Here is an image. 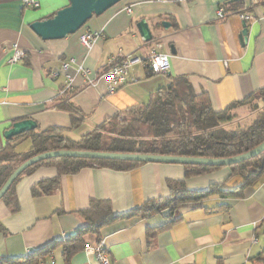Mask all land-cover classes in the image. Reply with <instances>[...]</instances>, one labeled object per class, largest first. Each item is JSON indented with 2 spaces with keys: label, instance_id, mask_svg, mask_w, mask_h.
<instances>
[{
  "label": "crops",
  "instance_id": "1",
  "mask_svg": "<svg viewBox=\"0 0 264 264\" xmlns=\"http://www.w3.org/2000/svg\"><path fill=\"white\" fill-rule=\"evenodd\" d=\"M39 2V7L32 8L22 0H0V149L8 142L5 130L24 118L34 119L40 129L63 127L66 136L78 140L124 111L148 103L172 77L187 76L197 92L209 94L218 111L264 89V0H123L94 15L78 32L52 40L39 37L30 24L70 1ZM130 6L132 12L127 11ZM219 7L226 9V17L217 18ZM142 18L153 33L148 42L137 29ZM244 20L246 42L241 40ZM164 21L170 25L164 26ZM88 31L98 34L91 48L80 41ZM15 44L26 56L12 62ZM154 48L171 55L167 74L150 71ZM113 56L139 61L127 82L110 93L102 73ZM68 59L74 63L61 69L62 61ZM53 69L59 70L57 76L50 74ZM67 74L73 77V89L65 94ZM64 100L83 116L74 128L71 113L58 106ZM22 141L28 145L22 147ZM31 145V139H22L16 150L26 152ZM56 177L59 183L50 193L32 194L34 185ZM170 180H185L188 189L197 191L213 183L233 190L244 182L229 167L186 178L185 167L179 163L144 162L127 170L88 166L61 175L57 167L43 165L16 182L15 211L0 202V260L27 259L59 242L43 264H66L64 236L87 225L83 212L92 202L108 201L112 214L118 216L150 201L170 198ZM263 220L264 173L241 197L212 196L183 204L174 215L165 209L150 218L120 217L99 233L88 231L85 239L92 246L103 240L111 264H260ZM70 261L101 264L85 249L74 253Z\"/></svg>",
  "mask_w": 264,
  "mask_h": 264
},
{
  "label": "trees",
  "instance_id": "2",
  "mask_svg": "<svg viewBox=\"0 0 264 264\" xmlns=\"http://www.w3.org/2000/svg\"><path fill=\"white\" fill-rule=\"evenodd\" d=\"M255 98H259L263 103L262 108L256 106L253 109V111L260 110L257 118L244 127L235 129L226 127L227 123L236 119L237 114L234 110ZM58 106L71 113L72 128L83 121L79 109L69 101H61ZM65 131V128L59 126H49L44 129L37 127L35 130L9 139L0 149V188L10 174L25 160L51 150H93L215 158L231 157L247 152L264 141V89L247 100L235 102L218 111L214 109L209 94L206 91L197 92L187 76L172 77L166 86L151 96L148 103L124 111L100 124L80 139L75 140L66 136ZM22 139H31L32 145L28 151L20 153L16 148L17 142ZM142 163L144 162L68 156L44 159L28 167L12 183L0 202H5L15 211L18 207V199L14 191L16 182L23 175L43 165L57 167L61 175L77 173L88 166H108L118 170H127ZM183 165L186 178L229 167L232 175L243 178L244 182L233 190L224 188L221 183H213L209 189L197 191L188 189L185 180H170L168 182L171 191L170 198L150 201L140 208L118 216L112 214L108 201L92 202L91 206L83 212L88 221L87 225L64 239L63 256L66 264H71L70 260L74 253L85 249L87 243L85 236L88 231L99 233L100 228L120 217L150 218L165 209H169L170 214L174 215L179 206L200 202L212 196H243L244 189L264 173V152L249 160L231 165ZM58 183V177L42 180L32 187V194L40 196L50 193ZM260 227L264 240V220ZM0 229H2L1 224ZM58 244L59 242H53L27 259H2L0 264H43L45 256ZM257 259L261 262L260 264H264V245Z\"/></svg>",
  "mask_w": 264,
  "mask_h": 264
},
{
  "label": "water",
  "instance_id": "3",
  "mask_svg": "<svg viewBox=\"0 0 264 264\" xmlns=\"http://www.w3.org/2000/svg\"><path fill=\"white\" fill-rule=\"evenodd\" d=\"M67 6L56 11L44 19H39L30 24L31 29L42 39L52 40L61 39L69 34L78 32L94 15H100L109 8L123 0H69ZM164 26L170 25L167 21L163 22ZM137 29L144 41L153 40V33L146 20L142 18L137 22ZM248 39L247 21H243V30L241 33L242 42ZM38 123L31 118L17 120L5 130L4 136L7 140L12 137L35 130ZM264 152V141L255 148L231 157L215 158V157H193V156H175L161 154L146 153H123L93 150H70L59 149L46 151L21 163L8 177L6 182L0 188V200L10 188L12 183L31 165L53 157H78L88 159H118L139 162H164L179 164H201V165H231L254 158Z\"/></svg>",
  "mask_w": 264,
  "mask_h": 264
},
{
  "label": "built area",
  "instance_id": "4",
  "mask_svg": "<svg viewBox=\"0 0 264 264\" xmlns=\"http://www.w3.org/2000/svg\"><path fill=\"white\" fill-rule=\"evenodd\" d=\"M158 2H168V1H175V0H154ZM24 6L37 8L40 6L39 0H22ZM128 12H132V7L127 8ZM228 15L226 9L224 7H219L217 10V18H224ZM245 19H248L251 16L243 15ZM97 33L88 31L80 36V41L84 44L87 48H91L96 37ZM161 47V44H158L157 48ZM154 48L149 58V68L150 71L154 74H167L171 68V55L167 52H162ZM15 53L12 57V62L19 61L24 56H26L24 50L14 45ZM121 55V52L119 53ZM138 58L132 57H121V56H113L111 58V65L107 70L102 73V76L105 78L108 91L110 93L116 91L122 84L127 82L130 76L133 75V65L138 62ZM74 63V59L64 60L61 63V69H68ZM83 68L80 67L79 71ZM85 72V70H83ZM50 74L53 76H57L59 74L58 69H53ZM68 80L67 83L62 90V93H66L71 91L73 85V77L70 74H67ZM65 239L69 238V234H65ZM85 250L88 254L95 255L97 259L100 261L101 264H111L109 255L105 248V243L103 240H100L99 243L95 246L86 245ZM54 264V263H49Z\"/></svg>",
  "mask_w": 264,
  "mask_h": 264
},
{
  "label": "rangeland",
  "instance_id": "5",
  "mask_svg": "<svg viewBox=\"0 0 264 264\" xmlns=\"http://www.w3.org/2000/svg\"><path fill=\"white\" fill-rule=\"evenodd\" d=\"M256 106H260V108L263 107V103L261 102L259 98L252 99L251 101L246 103V106L244 107H240V108L238 107L239 109L237 110L238 114L236 115V119L230 123H227L226 127L235 129V128L244 127V126L249 125L259 115L260 110L253 111V109ZM22 144H23L22 147H24L28 145V141H22Z\"/></svg>",
  "mask_w": 264,
  "mask_h": 264
}]
</instances>
